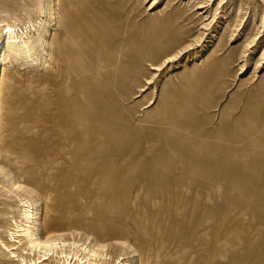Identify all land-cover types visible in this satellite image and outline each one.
<instances>
[{
    "label": "rangeland",
    "instance_id": "1",
    "mask_svg": "<svg viewBox=\"0 0 264 264\" xmlns=\"http://www.w3.org/2000/svg\"><path fill=\"white\" fill-rule=\"evenodd\" d=\"M3 7L44 39L0 62V264L12 181L40 238L110 262L264 264V0Z\"/></svg>",
    "mask_w": 264,
    "mask_h": 264
},
{
    "label": "bare ground",
    "instance_id": "2",
    "mask_svg": "<svg viewBox=\"0 0 264 264\" xmlns=\"http://www.w3.org/2000/svg\"><path fill=\"white\" fill-rule=\"evenodd\" d=\"M40 30L42 33L45 32L44 27ZM29 35L30 32L27 30L17 32L20 43L16 45H10L7 36H3L0 43V62L5 61L10 56L14 60H22L25 64L37 56L40 53L44 36L39 33L37 39L33 40V37ZM22 45H27V47L24 48ZM13 47L19 50V56L13 55L11 51ZM6 177V174L2 173L0 180L6 181ZM9 184L15 187L13 192L19 198L22 208L20 220L13 222L9 242L4 244L2 248L11 253V258L17 264H45L50 260L56 264H123L121 258L117 259L116 262H110L104 252V247L100 245L88 247L83 246V244L67 243L60 236L58 238L51 237L50 232L44 233V237L40 238L35 229L36 211L33 210L32 204L21 199L20 193L24 189L16 181Z\"/></svg>",
    "mask_w": 264,
    "mask_h": 264
},
{
    "label": "clouds",
    "instance_id": "3",
    "mask_svg": "<svg viewBox=\"0 0 264 264\" xmlns=\"http://www.w3.org/2000/svg\"><path fill=\"white\" fill-rule=\"evenodd\" d=\"M21 15L28 16L27 13H18L13 9L6 7H3V10L0 11V36H7V40L10 45H16L20 43L17 32L19 31V17ZM22 47L26 48L27 45H22ZM11 51L13 55L19 56L18 49L13 47Z\"/></svg>",
    "mask_w": 264,
    "mask_h": 264
}]
</instances>
